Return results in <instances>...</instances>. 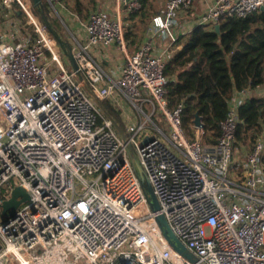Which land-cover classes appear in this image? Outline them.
<instances>
[{
    "label": "built area",
    "instance_id": "built-area-1",
    "mask_svg": "<svg viewBox=\"0 0 264 264\" xmlns=\"http://www.w3.org/2000/svg\"><path fill=\"white\" fill-rule=\"evenodd\" d=\"M44 2L62 18L63 0ZM199 2L208 0H167L133 52L120 10L92 11L83 22L85 38L71 44L80 78L31 0H0V13L9 9L14 18L0 34L1 210L16 185L30 195L0 222V264H195L169 243L160 214L205 264H264V134L243 157L235 154L239 108L254 91L263 96L264 83L236 90L210 144L203 129L188 133L183 103L169 106L165 72L182 34L200 24L214 28L225 16L246 17L264 0H212L192 26L189 15ZM117 3L125 14L142 6L141 0ZM17 10L33 32L13 17ZM112 44L126 60L108 78L94 48ZM85 84L99 99L121 92L146 115L124 126L143 173ZM153 114L165 118L169 136L138 139L147 121L166 134ZM12 178L17 184L2 189ZM145 181L159 209L152 208Z\"/></svg>",
    "mask_w": 264,
    "mask_h": 264
},
{
    "label": "trees",
    "instance_id": "trees-1",
    "mask_svg": "<svg viewBox=\"0 0 264 264\" xmlns=\"http://www.w3.org/2000/svg\"><path fill=\"white\" fill-rule=\"evenodd\" d=\"M141 3L139 10L126 14L130 20L125 31L127 39L134 33L132 29L135 26L140 23L146 27L158 12L152 0H141ZM77 7L82 15H89L88 11L83 13L79 2ZM33 10L39 15L34 6ZM20 14L26 27L30 28L24 13ZM52 22L61 33L56 23ZM219 23L220 31L200 24L182 34L178 41L182 46L174 50L165 68L169 77V106L173 108L179 103L184 104L183 122L190 135L195 134L193 118L195 111L199 110L205 123L202 138L210 144L218 140L221 123L227 116L236 90L264 83V9L246 17L225 16ZM101 101L123 125L110 98ZM239 114L241 121L236 131L237 143L251 142L253 147L264 130V95L247 98L240 106Z\"/></svg>",
    "mask_w": 264,
    "mask_h": 264
},
{
    "label": "crops",
    "instance_id": "crops-1",
    "mask_svg": "<svg viewBox=\"0 0 264 264\" xmlns=\"http://www.w3.org/2000/svg\"><path fill=\"white\" fill-rule=\"evenodd\" d=\"M32 1V0H31ZM65 2H63L64 5H61V11L63 10L64 15H66V17H68L71 22L72 25L68 26L67 23H65V25L68 27V32H69V41L70 43L73 45L76 38L83 40L85 38V30L83 28V22H85L89 15H82V12H79V7H77L78 2L81 5V9L83 11V13L87 12L90 14L92 11L96 10V9H107L112 15H115L119 10L124 18V22H125V26L126 28L128 27L129 23L127 21V19H129L128 17H126L125 14V9H123V6H119L117 3V0H64ZM165 0V4H166ZM212 2V0H208L207 3L204 2H199L196 6V8H194V10H192L190 13L191 15H189L188 20H190V24L195 23V20L197 19V17L199 16V14ZM47 4V3H46ZM165 4L163 6H161V8H158V12H156L152 18L150 19V21L147 23L146 27L142 28L141 24L139 23L138 26H135V28H133V34L126 40L128 43V51L129 52H133L135 51L145 40L146 38V29L148 27V25L151 23L153 17L156 14H159L163 11ZM18 11V12H17ZM16 12L13 13V17H17L19 20H21L22 24L24 27H26L25 25V21L23 19V15H21L20 13H22L21 10H17ZM12 11L10 10V13ZM61 14V13H60ZM63 15V14H61ZM64 15L62 16L61 19H65ZM24 16L26 17V15L24 14ZM14 19L11 17V15H9V9H4L2 13H0V34L4 35L8 33V28L9 26V20ZM27 23V20H26ZM28 24V23H27ZM133 25V23H132ZM31 26V25H30ZM195 27V26H193ZM179 46H182V43L178 44ZM94 54L96 56V58L99 60V62L102 64L104 70L107 73V77L108 78H115L119 75L120 73V69L121 66L124 64L125 60H126V53L121 50V48L117 45V44H112V45H108V46H98L96 48H94ZM114 55L116 57H114ZM252 95H258V93L256 91H254ZM110 98V102L115 106V108L117 109V111L120 114L121 117V121L123 122V126L127 125L128 120L132 121V122H136V123H140L141 121H144L146 118V115L143 114H139L137 108L134 105L130 104V100L129 98H127L124 94H122L121 92L118 91V94L113 95ZM126 99L127 103H124L123 100ZM146 112H150V107L147 106V108H145ZM158 116V119H161L164 124V127H161L159 125V127L166 133V134H160V133H152V132H148V131H144V128L147 127L149 121L146 122V125L141 129V131L139 133L141 134H137V138L140 140H144L147 137H151V136H157V137H161V138H165L167 139V136H169L168 133V129H167V123L165 121V118L163 116H159V114H153L152 115V119L153 121L154 116ZM156 122V121H154ZM195 126V125H194ZM196 127V126H195ZM203 129V128H201ZM261 134H264V130L262 131ZM260 136V135H259ZM241 143V142H240ZM243 146L244 148H242V151H238V147H236V152L235 154L238 157H243L248 151L251 150V146L248 143L243 142ZM248 144L249 146L247 147L246 145ZM238 145V143H237Z\"/></svg>",
    "mask_w": 264,
    "mask_h": 264
},
{
    "label": "water",
    "instance_id": "water-1",
    "mask_svg": "<svg viewBox=\"0 0 264 264\" xmlns=\"http://www.w3.org/2000/svg\"><path fill=\"white\" fill-rule=\"evenodd\" d=\"M33 6L38 10L40 17L42 18V20L45 22V24L47 25L48 29L50 30V32L54 35V37L56 38L67 62L69 63V65L72 67V69L76 72V74L78 75V77L82 78V74L77 62V59L74 55L73 52V48L72 45L70 43L69 40H67L66 38H64L62 36V34L60 33V31L55 27V25L53 24L50 15L48 14V12L46 11V7H45V2L44 0H32ZM261 9H264V6L261 7ZM215 29L217 31H220V23H217L215 25ZM85 88L88 91V93L94 98V100L97 102V104L100 106V108L102 109V111L104 112V114L112 121L114 127L117 129V131L119 132V134L121 135V137L123 138V140L125 142H127V145L129 147L130 150V154L132 156V158L136 161L140 171L142 172V166L140 165L138 159L135 157L134 153H133V149L129 143L128 140V135H127V131L125 129V127L122 125V123L120 121L117 120V118L103 105L101 99H99L97 97V95L95 94V92L90 88V86L88 84H85ZM193 123L196 127L198 128H203L204 127V121H203V117L200 114L199 110H196L194 113V118H193ZM143 173V172H142ZM146 185V188L148 190L149 196H150V202H151V206L153 209H159L160 208V203L159 200L154 192V189L152 187V185L148 182L145 181L144 182ZM30 199V195L28 193V191L22 187L21 185H16L12 191H11V196L10 198L5 199L2 203V213L5 215V220H7V218L9 216H14L16 213V210L18 209L19 205ZM157 221L159 223V226L163 232V234L165 235V237L167 238V240L169 241V243L179 252L181 253L184 257H186L188 260H190L191 262L195 263V264H205L203 263L200 258L192 251L190 250L181 240L180 238L175 234V232L173 231V229L171 228L167 218L165 217L164 214H160L157 216ZM152 231H155L156 233V237L159 241H162V238L160 236V232L156 231L155 229H153Z\"/></svg>",
    "mask_w": 264,
    "mask_h": 264
},
{
    "label": "rangeland",
    "instance_id": "rangeland-1",
    "mask_svg": "<svg viewBox=\"0 0 264 264\" xmlns=\"http://www.w3.org/2000/svg\"><path fill=\"white\" fill-rule=\"evenodd\" d=\"M87 1H90V0H87ZM152 1H153V3H154L156 8H161V6H163L165 4V0H152ZM63 2H65V1L63 0ZM46 5H45V7H46ZM58 9H59V12L64 15L63 10L61 11V5H58ZM48 10H49L48 14H50L51 20H53L56 23V25L61 30V33L63 34V37L68 40L69 39V32H68L69 30H68V27L65 25V23H67L68 26H71L72 25L71 20L68 17H66V15H64V18H65L64 20L61 19L57 14L52 12L51 9L49 8V6L47 5L46 11H48ZM127 21L129 22L130 20L127 19ZM141 26H142V28H144L143 25H141ZM29 29H30V31L33 32L32 26H30ZM114 57H116V56L114 55ZM123 102L129 104L128 103L129 101L127 102L126 99H124ZM130 104L134 105L131 101H130ZM145 108H147V106H145ZM154 119H155L154 121H156L155 122L156 124L158 123L161 127L165 128L164 124H163L164 121H162L161 119H158L157 115L154 116ZM198 130L201 132V128H198ZM144 131L152 132V133H155V134L159 133V130L157 129L156 125L153 124L151 121H149L147 127L144 128ZM139 134H141V133H139ZM246 143H248L251 146V142H246ZM243 144H244L243 142L238 143V145H237L238 151H242L241 149L244 148ZM248 144L247 145L245 144V145L248 147L249 146ZM17 182H18L17 178H12L10 184L4 186L2 189H5V188L9 189L11 187L10 185H15V184H17ZM3 220H5V215L2 213V210H1V207H0V222L3 221Z\"/></svg>",
    "mask_w": 264,
    "mask_h": 264
}]
</instances>
